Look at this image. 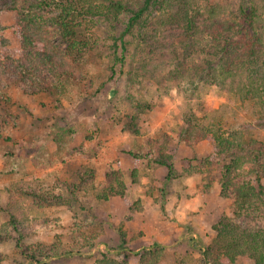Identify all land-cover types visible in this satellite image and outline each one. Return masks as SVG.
Wrapping results in <instances>:
<instances>
[{
  "label": "rangeland",
  "instance_id": "374dc122",
  "mask_svg": "<svg viewBox=\"0 0 264 264\" xmlns=\"http://www.w3.org/2000/svg\"><path fill=\"white\" fill-rule=\"evenodd\" d=\"M144 1L78 23L87 52L68 54L50 28L65 74H48L45 89L37 72L20 80L21 16L0 11V264H27V253L49 255L48 264H208L222 219L264 226L233 215V192L222 196L218 178L230 158L214 156L211 141L240 137L264 148V105L200 78L205 55L160 59L154 77L145 74L139 26L127 31ZM213 1L230 12L241 0ZM161 159L173 165L169 177ZM73 252L84 256L65 257ZM254 263L242 254L232 264Z\"/></svg>",
  "mask_w": 264,
  "mask_h": 264
},
{
  "label": "trees",
  "instance_id": "16d2710c",
  "mask_svg": "<svg viewBox=\"0 0 264 264\" xmlns=\"http://www.w3.org/2000/svg\"><path fill=\"white\" fill-rule=\"evenodd\" d=\"M86 1L40 0L34 4L29 0H0V11L17 10L21 16L20 80H27L24 76L29 75L28 72H37L43 80L41 88L45 89L48 74L54 79L65 74L55 67L57 55L49 41L50 28L68 42L65 49L68 54L87 52L92 46L91 39L84 43L75 39L77 24L87 22L89 25L95 16L117 17L128 10L131 0H101L98 4H86ZM227 6L213 0H145L144 5L133 12L127 27L130 31L139 26L140 62L144 73L154 77L151 65L160 59L180 62L182 57L205 55L204 65L195 71L200 78L242 101L257 100L264 105V2L260 6L255 0H241L230 12L226 11ZM47 10L56 14L45 17L43 12ZM232 13L234 17L225 18ZM120 38L122 41L123 35ZM211 141L214 156L225 154L230 158L220 166L218 178L222 196L233 192V215L238 219L251 217L264 222V148L245 145L240 137L230 139L214 134ZM158 162L167 167L169 177L174 171L173 165L162 159ZM118 182L124 186L121 180ZM110 191L115 192L113 186ZM12 225L18 229L16 222ZM5 229L0 228V232ZM215 230L217 247L209 246L205 251L208 264H232L242 254L250 255L254 264H264L263 225L253 229L225 218ZM21 243L18 241L19 247L27 253ZM193 246L198 247V242ZM76 255L84 256L73 252L66 253L65 257ZM27 256V264H48L51 258L48 255L37 259L30 253ZM125 256L131 254L125 253Z\"/></svg>",
  "mask_w": 264,
  "mask_h": 264
}]
</instances>
